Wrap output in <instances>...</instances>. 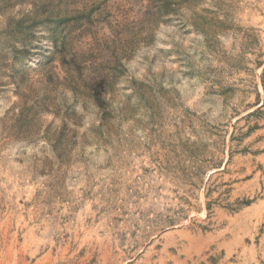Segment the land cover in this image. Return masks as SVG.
<instances>
[{
	"label": "rangeland",
	"instance_id": "1",
	"mask_svg": "<svg viewBox=\"0 0 264 264\" xmlns=\"http://www.w3.org/2000/svg\"><path fill=\"white\" fill-rule=\"evenodd\" d=\"M0 264H264V0H0Z\"/></svg>",
	"mask_w": 264,
	"mask_h": 264
}]
</instances>
